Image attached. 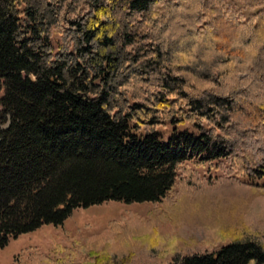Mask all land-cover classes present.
I'll list each match as a JSON object with an SVG mask.
<instances>
[{
    "label": "trees",
    "instance_id": "obj_1",
    "mask_svg": "<svg viewBox=\"0 0 264 264\" xmlns=\"http://www.w3.org/2000/svg\"><path fill=\"white\" fill-rule=\"evenodd\" d=\"M206 163L218 183L196 172ZM251 178L264 179V0H0V248L76 209L161 203L171 226L208 232L157 264H264ZM136 225L12 264H130L156 233Z\"/></svg>",
    "mask_w": 264,
    "mask_h": 264
},
{
    "label": "rangeland",
    "instance_id": "obj_2",
    "mask_svg": "<svg viewBox=\"0 0 264 264\" xmlns=\"http://www.w3.org/2000/svg\"><path fill=\"white\" fill-rule=\"evenodd\" d=\"M211 165L213 166V163ZM209 166L207 163L198 166L196 172L200 174V178L211 177V181L218 183L222 173L214 168L208 169ZM239 183L240 185L247 184L248 188L249 186L264 188V179H242ZM241 188L246 189V187ZM224 189H231L228 191L229 193L232 192V188L227 185H224ZM234 191L237 195L246 194L249 196L250 194L243 189H235ZM252 192L253 197L251 198L253 199L248 210H245L246 216H248L246 218H250L249 221L253 225H259L264 229V191ZM165 211L161 203L125 205L120 202H106L86 209H76L62 225H44L34 232L10 239L4 248H0V264H12L14 257L26 247H35L48 253V250L54 245L85 244L87 239L109 233L108 224L112 221L120 224L129 223L130 225L136 223V226L148 223L155 229L156 233H150L145 237V242L141 245L140 250L132 249L134 258L129 262L130 264H157L170 258L171 248H181L188 251V247H193L204 239L203 231L208 232L207 226L203 230L202 227H195L192 219L184 221L180 229L173 227L168 223L169 221L167 222ZM221 246L222 244H218L214 251ZM100 248L102 247L99 245L98 250ZM117 248L122 254L125 253L123 247Z\"/></svg>",
    "mask_w": 264,
    "mask_h": 264
}]
</instances>
